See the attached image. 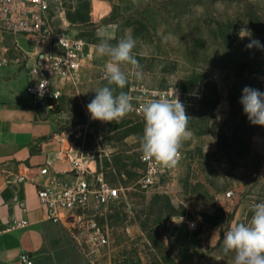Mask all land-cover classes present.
<instances>
[{"label":"rangeland","instance_id":"1","mask_svg":"<svg viewBox=\"0 0 264 264\" xmlns=\"http://www.w3.org/2000/svg\"><path fill=\"white\" fill-rule=\"evenodd\" d=\"M90 2L73 15L87 20ZM104 13L100 33L112 43L132 29L145 76L123 89L134 111L112 123L91 120L86 105L106 83V58L96 55L99 36L89 24L94 57L78 85L68 86L58 129L66 147L73 141L124 188L97 217L109 242L95 246L89 264H233L223 234L264 200V127L251 125L239 103L245 86L264 92V51L247 49L249 39L238 35L246 27L264 44V0H108L98 17ZM171 88L188 95L191 135L174 173L144 188L141 108L153 91Z\"/></svg>","mask_w":264,"mask_h":264},{"label":"crops","instance_id":"2","mask_svg":"<svg viewBox=\"0 0 264 264\" xmlns=\"http://www.w3.org/2000/svg\"><path fill=\"white\" fill-rule=\"evenodd\" d=\"M80 2L49 0L48 22L84 38L94 49L87 29L92 23L98 36L105 16L98 17L99 6L108 0H91L87 20L73 15ZM2 47L6 63L0 66V264H23L24 252L34 264H89L70 228L53 222L38 197V190L55 176L74 174L65 156L68 136L58 129L59 114L46 110L40 116L39 103L28 92L39 43L23 34L5 33ZM23 219L28 225L17 226Z\"/></svg>","mask_w":264,"mask_h":264},{"label":"built area","instance_id":"3","mask_svg":"<svg viewBox=\"0 0 264 264\" xmlns=\"http://www.w3.org/2000/svg\"><path fill=\"white\" fill-rule=\"evenodd\" d=\"M49 7V0H0V66L6 63L1 56L5 33L37 39L39 49L36 63L30 68L33 81L28 85V92L36 103L44 100L48 112L59 114L68 86L78 85L85 64L94 57V50L84 38L74 36L68 29L52 27L48 22ZM175 90L188 112V95L181 88L153 91L154 99L160 96L171 99ZM66 150L73 176H55L38 190V197L49 218L66 224L82 251L90 257L95 246L109 242L97 217L122 197L124 188L112 183L98 159L77 150L73 141ZM140 160L144 170L138 182L144 188L157 184L161 177L172 175L178 166L164 168L154 160L142 159L141 155ZM231 195L232 192H228V196ZM16 224L25 227L28 220ZM20 258L23 264H34L26 252Z\"/></svg>","mask_w":264,"mask_h":264},{"label":"clouds","instance_id":"4","mask_svg":"<svg viewBox=\"0 0 264 264\" xmlns=\"http://www.w3.org/2000/svg\"><path fill=\"white\" fill-rule=\"evenodd\" d=\"M238 35L240 39H249L247 49L264 51V44L252 38L250 29L242 27ZM98 36L95 53L106 58L103 73L106 83L93 91L94 98L86 109L91 120L112 123L135 110L132 96L123 89L131 79L142 81L145 73L134 52L137 38L132 29H126L115 43H112L114 37L107 34L98 33ZM239 103L251 125L264 127V92L245 86ZM141 111L144 119L143 134L139 137L141 158L154 160L164 168L176 167L183 143L191 135L188 125L192 117L187 114L185 104L175 90L173 98L160 96L149 100ZM250 211L247 222L236 223L223 234L222 252L232 255L233 264H264V200L253 203Z\"/></svg>","mask_w":264,"mask_h":264},{"label":"water","instance_id":"5","mask_svg":"<svg viewBox=\"0 0 264 264\" xmlns=\"http://www.w3.org/2000/svg\"><path fill=\"white\" fill-rule=\"evenodd\" d=\"M39 115L40 116L46 115V103L44 100L39 102Z\"/></svg>","mask_w":264,"mask_h":264},{"label":"bare ground","instance_id":"6","mask_svg":"<svg viewBox=\"0 0 264 264\" xmlns=\"http://www.w3.org/2000/svg\"><path fill=\"white\" fill-rule=\"evenodd\" d=\"M105 8H106V3H102L101 6H99V13L101 14Z\"/></svg>","mask_w":264,"mask_h":264},{"label":"trees","instance_id":"7","mask_svg":"<svg viewBox=\"0 0 264 264\" xmlns=\"http://www.w3.org/2000/svg\"><path fill=\"white\" fill-rule=\"evenodd\" d=\"M60 110V109H59Z\"/></svg>","mask_w":264,"mask_h":264}]
</instances>
